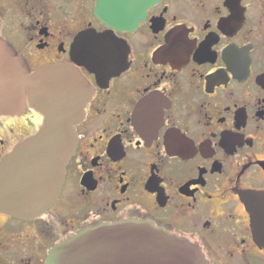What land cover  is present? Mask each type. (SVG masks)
<instances>
[{
	"label": "flooded vegetation",
	"instance_id": "flooded-vegetation-1",
	"mask_svg": "<svg viewBox=\"0 0 264 264\" xmlns=\"http://www.w3.org/2000/svg\"><path fill=\"white\" fill-rule=\"evenodd\" d=\"M99 2L0 0V39L30 72L70 64L93 90L55 203L28 220L0 211V264H47L79 232L130 220L208 264H264V0H157L130 29L108 26ZM85 32L110 36L96 62L78 55ZM42 122L30 103L0 115V160Z\"/></svg>",
	"mask_w": 264,
	"mask_h": 264
},
{
	"label": "water",
	"instance_id": "water-1",
	"mask_svg": "<svg viewBox=\"0 0 264 264\" xmlns=\"http://www.w3.org/2000/svg\"><path fill=\"white\" fill-rule=\"evenodd\" d=\"M110 1L118 2L100 0L97 15L112 29H130L157 0H138L132 15L124 11L104 13ZM129 16L136 18L128 23ZM107 37L81 34L76 45L79 57H92L96 62L97 43ZM87 38L91 45L79 44ZM91 88L81 71L70 64H44L30 72L16 49L0 39V115H19L30 103L44 117L35 135L18 143L0 160L1 212L33 219L58 199L78 146L76 125L84 118ZM47 258V264H208L189 240L153 223L131 220L81 231L53 248Z\"/></svg>",
	"mask_w": 264,
	"mask_h": 264
}]
</instances>
